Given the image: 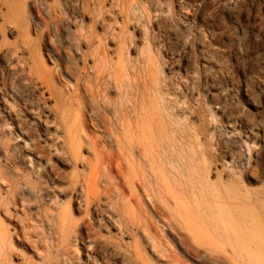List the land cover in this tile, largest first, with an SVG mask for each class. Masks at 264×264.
I'll return each instance as SVG.
<instances>
[{"label": "bare ground", "instance_id": "1", "mask_svg": "<svg viewBox=\"0 0 264 264\" xmlns=\"http://www.w3.org/2000/svg\"><path fill=\"white\" fill-rule=\"evenodd\" d=\"M110 1V7L114 5L121 12L130 6L126 0ZM28 4L35 5L36 0H0V35L15 30L21 38L20 44H16L12 50L6 48L7 43L2 38L1 59L11 67L20 65L22 84L30 86L32 91V98L24 99L18 89L6 87L7 84L2 83L0 78V130L7 134L0 135V182L4 184V191H0V210L4 208L3 205L6 207L10 204L14 209L18 206L21 213L30 217L33 213H30L29 206L35 204L41 217L60 233L61 237L59 234L57 236L61 240L68 227V213L52 215L49 204L52 203L54 211H57L68 200L69 204L75 203L77 207L85 208L87 214L92 210L91 216L96 224L80 240L84 249V264H151L146 258L147 254L166 259V264H181L172 254L174 252L171 253L163 245L162 235L165 231L176 240L174 246L198 264H264V236L258 233L260 228L264 231V223L251 207L254 204L250 197L243 199L239 193H229L227 184L231 175H235L233 169L226 173L223 171V175L212 169L211 161L218 160L208 157L203 144L195 141V129L191 125L186 126L184 131L178 129L175 119H180L178 114L181 112L175 111L181 101L175 86L165 81L162 87V82L154 76L150 60L139 58L143 61L138 62L141 65L138 73L132 74L137 77L132 84L126 71L113 69L105 72L104 58L101 62L94 57L88 66L83 63L86 65L83 69L87 72L82 70L85 72L82 77L76 74L80 69L65 66L62 74L72 80L75 78L74 84L65 83L61 86L63 89L58 90L56 76L60 75V68L57 65L53 69L47 68L39 47L32 46L33 40L28 32L30 24H26L29 20L25 21L24 17ZM87 4L83 3L84 6ZM22 53L26 55L24 58L11 63L17 54ZM191 84L192 78L184 77L181 86L188 88ZM111 88L118 94L115 105L105 95V91ZM77 92H80L78 94L83 100L84 96H88L89 101L84 100L83 120L74 126L69 111L72 108L71 99ZM162 94L163 99L160 98ZM145 98L153 103L152 108L148 105L145 107ZM102 105H105L104 109ZM110 108L113 109L111 119L104 114ZM187 114L193 116L190 110ZM88 122L92 125V131H87ZM95 129L101 130L100 137ZM168 131L172 137L168 136ZM33 133L37 136L34 137ZM246 135L247 139L253 133L247 128ZM10 142H19L22 146L12 148ZM83 150L88 152L90 158L82 156ZM50 155H54L62 167L71 169L69 175H59ZM77 167L80 171L76 170ZM256 173L251 169L249 177L258 179ZM169 178L174 180L183 196L193 193L200 185L212 186L211 178H214L220 188L203 195V199L210 195L222 216L211 218L203 210L199 224L192 225L184 209L187 204L176 200L169 202L166 198L170 196L163 182ZM58 199L59 202L56 201ZM1 213L2 210L0 264H12L7 255L11 237L3 226ZM175 217L184 220L185 224H179ZM208 230H211L213 240L217 242L208 240L202 234V231ZM60 238L57 241L62 243ZM76 243L77 240L71 247L75 248ZM96 250L103 255L102 259L96 258Z\"/></svg>", "mask_w": 264, "mask_h": 264}, {"label": "rangeland", "instance_id": "2", "mask_svg": "<svg viewBox=\"0 0 264 264\" xmlns=\"http://www.w3.org/2000/svg\"><path fill=\"white\" fill-rule=\"evenodd\" d=\"M91 1L36 0L35 5L28 4L24 11L25 21L29 20L26 24L27 26L30 24L28 27L30 30L28 28L27 30L30 31L29 37L33 40V48L39 47L47 68L53 69L54 65H57L61 70V76H56L58 90H62L65 83L74 84L75 78L72 80L62 74L65 66H70L73 70L80 69L76 74L83 76L87 72L83 69L84 66H88L92 59L97 58L95 60L101 61L103 57V61L106 62L103 63L105 72L113 69L126 71L128 81L134 84L137 77L132 74L138 73V67L141 66L138 62L150 60L154 76L162 82V87L165 81L175 86L174 89L181 101L180 107L175 111L181 112L178 114L180 119H175L178 129L184 131L188 125L195 129L197 135L195 141L203 144L208 157H215L218 160L211 161L212 169L222 175L223 171L226 173L233 169L235 175H231L230 183L227 184L229 193H239L243 199H246V196L250 197L254 204L251 207L264 223V0H126L130 6L123 12L117 10L114 5L110 7V0H93L92 3ZM82 6L88 10L81 8ZM53 9L55 11H52ZM100 11L102 14H98ZM51 14L58 15L61 19ZM63 25L66 26L65 30ZM72 34L78 39L72 37ZM80 35L86 44L79 38ZM3 37L8 46L6 48L10 50L16 44H20L21 38L17 36L15 30L1 34L0 42ZM85 38L88 42L84 40ZM17 55L11 63L14 64L18 58L26 56ZM9 67L11 66L0 56L1 82L7 84L6 87L10 89H18L21 95L23 94L22 98H32L31 87L23 85L20 79V65ZM129 67L132 69L131 72ZM184 77L192 78V84L188 88L181 86ZM78 93L80 92L73 95L72 108L69 111L74 126H78L83 120L81 116L84 100L89 101L88 96H84L83 100ZM105 93L111 104H117L118 94L115 89L111 88ZM163 97L164 94L160 96L162 99ZM143 102L145 107L147 105L153 107V103L147 98L143 99ZM103 106L105 105L101 106L102 109ZM112 108L104 112L110 119ZM188 110L193 112L192 117L187 114ZM91 127L88 122L87 131H92ZM247 128L251 130L253 136L246 139ZM95 131L98 137L102 135L100 129ZM33 134L34 137L37 136ZM0 135L6 136V131L0 130ZM168 136L173 135L168 131ZM10 144L12 148L16 145L22 146L19 142ZM84 155L90 158L86 150L82 151V156ZM50 158L60 176L69 175L70 168L62 167L54 155H50ZM249 169L257 172L258 179L253 180L249 177ZM76 170L80 171V168L77 167ZM211 179L212 186L200 185V188L187 196L179 193V187L173 179L169 178L163 182L170 196L166 197L169 202L176 200L187 204L184 209L190 216L191 219L188 221L192 225L199 224L203 210L211 218L222 216L210 195L203 199V195L220 188L219 183L214 182V178ZM0 191H4V184L1 182ZM139 194L142 195V192L139 191ZM56 201L59 202V199ZM45 202L48 203L47 200ZM170 204L173 208L172 203ZM49 205L52 215L65 211L68 213V227L62 240L54 225L50 223L48 225L41 217L35 204L29 206L30 213H33L30 217L24 212L21 213L18 206H15V209L10 204L1 207L3 226L11 237V249H8L7 255L12 264H84V249L80 240L84 239L90 233V228H94L96 224L91 216L92 210L87 214L85 208L77 207L75 203L69 204L68 200H65V205L57 211H54L52 203ZM175 218L179 224H185L184 220ZM262 230L260 228L258 233L264 236ZM202 234L208 240L217 242L213 240L211 230L202 231ZM53 236H57L56 239ZM59 238L62 243L57 241ZM162 239L163 245L168 247L170 252H174L171 253L176 255L181 264H198L190 258L191 256L188 257L183 250L174 246L176 240L170 233L165 231ZM75 240L76 247L72 248ZM220 247L223 248L222 245ZM94 254L98 259L103 258L99 250ZM146 258L151 264H166V259L156 258L150 254H147Z\"/></svg>", "mask_w": 264, "mask_h": 264}]
</instances>
